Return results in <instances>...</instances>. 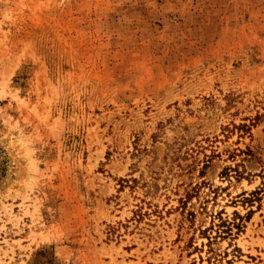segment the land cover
Returning <instances> with one entry per match:
<instances>
[{
	"label": "rangeland",
	"instance_id": "374dc122",
	"mask_svg": "<svg viewBox=\"0 0 264 264\" xmlns=\"http://www.w3.org/2000/svg\"><path fill=\"white\" fill-rule=\"evenodd\" d=\"M0 264H264V0H0Z\"/></svg>",
	"mask_w": 264,
	"mask_h": 264
}]
</instances>
